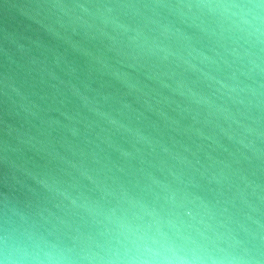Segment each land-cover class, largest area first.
<instances>
[{
  "label": "water",
  "instance_id": "95a60500",
  "mask_svg": "<svg viewBox=\"0 0 264 264\" xmlns=\"http://www.w3.org/2000/svg\"><path fill=\"white\" fill-rule=\"evenodd\" d=\"M0 264H264V0H0Z\"/></svg>",
  "mask_w": 264,
  "mask_h": 264
}]
</instances>
